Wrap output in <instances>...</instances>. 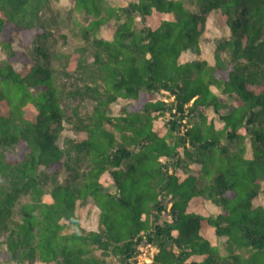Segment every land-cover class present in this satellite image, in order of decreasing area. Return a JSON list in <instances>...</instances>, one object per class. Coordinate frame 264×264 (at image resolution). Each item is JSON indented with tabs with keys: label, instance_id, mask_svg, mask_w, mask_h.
<instances>
[{
	"label": "trees",
	"instance_id": "obj_1",
	"mask_svg": "<svg viewBox=\"0 0 264 264\" xmlns=\"http://www.w3.org/2000/svg\"><path fill=\"white\" fill-rule=\"evenodd\" d=\"M72 1L0 0V260L264 264V0Z\"/></svg>",
	"mask_w": 264,
	"mask_h": 264
},
{
	"label": "rangeland",
	"instance_id": "obj_2",
	"mask_svg": "<svg viewBox=\"0 0 264 264\" xmlns=\"http://www.w3.org/2000/svg\"><path fill=\"white\" fill-rule=\"evenodd\" d=\"M73 1L72 0H54L53 6L54 8L58 9L60 12H63L64 10L68 9L69 7L72 6ZM107 3L110 5H118V6H125L126 1L124 0H107ZM114 24L110 23L104 27H101L99 31V36L104 37V38H111V33L113 31ZM227 29L226 28H218L216 27L212 21L211 18H208L206 21V28L205 31L203 32V35L200 40V53L199 54H192L191 52L187 51L185 53V59L190 60V59H205L208 63H213V52L215 49V44L219 38L222 36H225L227 34ZM13 48L17 49L19 48V43L21 42V39H19L17 34H13ZM4 54L3 51L0 50V59L3 58ZM160 97L159 94H154L150 96V98H157ZM225 101L228 102L229 99L225 98ZM121 102L115 103L110 106L109 112L110 114H118L120 111V106ZM206 114L212 113V109H204L203 111ZM71 131L69 130H63L61 133L62 136L66 135H71ZM246 154L245 156L249 157L250 156V150H249V145L246 141ZM261 188L264 189V181L262 182ZM255 205L259 204L264 207V195H260L257 199L254 200ZM206 209L212 213L216 214L218 212V208L215 207L213 204L210 202L205 203ZM85 225L87 229H95L97 227V210L95 208H92L85 218ZM1 249V246H0ZM148 253V251H147ZM0 264H44L39 261H35L33 263H28V262H7L4 263L0 260Z\"/></svg>",
	"mask_w": 264,
	"mask_h": 264
},
{
	"label": "built area",
	"instance_id": "obj_3",
	"mask_svg": "<svg viewBox=\"0 0 264 264\" xmlns=\"http://www.w3.org/2000/svg\"><path fill=\"white\" fill-rule=\"evenodd\" d=\"M148 251V253H147ZM155 252V249L152 248L150 245H147L143 251L139 254L137 258V264H142V263H149L151 262L152 259V254Z\"/></svg>",
	"mask_w": 264,
	"mask_h": 264
}]
</instances>
